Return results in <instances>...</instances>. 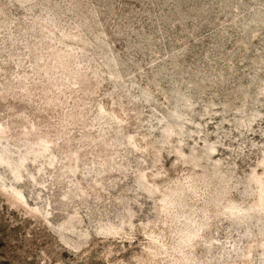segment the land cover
<instances>
[{
    "label": "rangeland",
    "instance_id": "rangeland-1",
    "mask_svg": "<svg viewBox=\"0 0 264 264\" xmlns=\"http://www.w3.org/2000/svg\"><path fill=\"white\" fill-rule=\"evenodd\" d=\"M1 151L0 264H264V0H0Z\"/></svg>",
    "mask_w": 264,
    "mask_h": 264
},
{
    "label": "bare ground",
    "instance_id": "bare-ground-1",
    "mask_svg": "<svg viewBox=\"0 0 264 264\" xmlns=\"http://www.w3.org/2000/svg\"><path fill=\"white\" fill-rule=\"evenodd\" d=\"M187 105V104H186ZM189 105V104H188ZM187 105V106H188ZM179 110V109H178ZM180 114V113H179ZM5 152L4 151H1L0 152V160H2V161H6L5 159H4V157H3V154H4ZM25 158L23 157L21 160H20V165H22V161L24 160ZM19 167V166H18ZM18 167H16V168H14V171H17L18 170ZM17 174V173H16ZM18 175V174H17ZM19 195H20V193H18Z\"/></svg>",
    "mask_w": 264,
    "mask_h": 264
}]
</instances>
